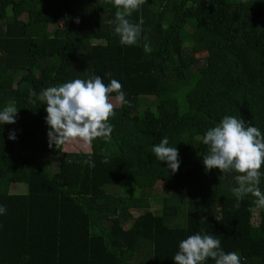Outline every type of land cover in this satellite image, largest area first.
Wrapping results in <instances>:
<instances>
[{
    "label": "trees",
    "instance_id": "1",
    "mask_svg": "<svg viewBox=\"0 0 264 264\" xmlns=\"http://www.w3.org/2000/svg\"><path fill=\"white\" fill-rule=\"evenodd\" d=\"M59 11L64 28L51 29ZM116 11L106 0H0V111L18 109L15 124H0V264H175L197 233L241 264H264V208L251 194L236 208L238 173L220 179L203 163V136L225 116L264 134V0H146L127 17L144 20L131 46L108 23ZM95 75L119 81L130 102L115 108L111 140L89 153L49 147L47 105L29 92ZM163 137L178 149L175 173L152 151ZM45 154L58 157L54 172Z\"/></svg>",
    "mask_w": 264,
    "mask_h": 264
},
{
    "label": "clouds",
    "instance_id": "2",
    "mask_svg": "<svg viewBox=\"0 0 264 264\" xmlns=\"http://www.w3.org/2000/svg\"><path fill=\"white\" fill-rule=\"evenodd\" d=\"M113 4L117 11L115 33L120 36L122 45H135L142 32L143 18L138 24L130 23L134 11H138L146 0H106ZM79 23V19L76 20ZM165 28L167 25L164 26ZM145 51H151L145 44ZM123 85L116 79L105 84L99 75L87 80L74 79L59 86L43 89L37 96L34 90L29 92L30 103L36 99L47 105L46 123L49 125V147L54 144L57 148L74 142H82L85 146L97 138L106 142L111 140L113 125L110 120L115 117L116 104L128 105ZM112 93H116L113 103ZM18 109L9 105L0 111V124H15ZM15 140V133L9 135ZM203 143L209 152L204 156L203 163L207 170L219 169L223 175L238 173L235 179L238 187L232 189L237 199L236 208L248 194L256 198L258 207L264 208V193L260 190L261 177L264 176V134L251 124H246L243 118L225 116L215 127L209 128L203 136ZM169 139L163 137L159 144L153 146L156 158L166 161L172 173L179 170V152L176 147H170ZM107 163V159L102 161ZM90 167H95L89 159L85 161ZM5 206L0 205V215L6 214ZM211 258L215 264H241V258L235 251L225 252L220 239L210 234L199 233L190 235L179 244V251L174 255L175 264H205Z\"/></svg>",
    "mask_w": 264,
    "mask_h": 264
},
{
    "label": "rangeland",
    "instance_id": "3",
    "mask_svg": "<svg viewBox=\"0 0 264 264\" xmlns=\"http://www.w3.org/2000/svg\"><path fill=\"white\" fill-rule=\"evenodd\" d=\"M32 6H33L32 4H30V5L27 4L26 8H25L26 11L32 9ZM25 17H26V14H24L22 16L23 19ZM63 28H64L63 14H62V12L59 11L58 14H57V21H56V23L53 26H51V29H63ZM182 40H183L182 43L184 45L189 44L190 37H189V33L188 32L184 33ZM203 55L204 54H198V55H196V57H201ZM183 61L185 62L186 60H183ZM113 103L116 104L115 98H113ZM140 103L142 105H144L145 107H153L155 105L156 101H155V99H153L151 97H147V98L146 97H141L140 98ZM119 106H120V104H116L115 108H118ZM0 126H2V125H0ZM62 151L63 152L89 153L90 152V145L85 146L82 142L68 143V144L62 145ZM43 160L49 166L51 172H54L56 170L57 162H58V157L57 156L51 155V154H45L43 156ZM163 185L164 184H162V183H158L156 185V187H155V193H153V194H155V195L158 194V196H159ZM170 186H171V184H170ZM25 192H26V186L24 184H12L11 187H10V193H12V194H23ZM108 192H110V193L115 195V194H117V188H109L108 187ZM151 204H153L155 206V208L159 206L157 203H154L153 200H152ZM254 206H255V208H257L256 205H254ZM137 214H138V212H134L133 216L135 217Z\"/></svg>",
    "mask_w": 264,
    "mask_h": 264
}]
</instances>
